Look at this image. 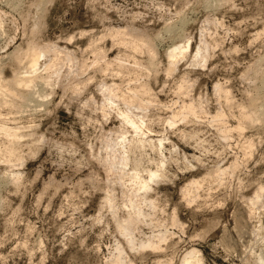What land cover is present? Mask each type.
<instances>
[{
  "label": "rangeland",
  "instance_id": "1",
  "mask_svg": "<svg viewBox=\"0 0 264 264\" xmlns=\"http://www.w3.org/2000/svg\"><path fill=\"white\" fill-rule=\"evenodd\" d=\"M186 258L264 264V0H0V264Z\"/></svg>",
  "mask_w": 264,
  "mask_h": 264
},
{
  "label": "bare ground",
  "instance_id": "2",
  "mask_svg": "<svg viewBox=\"0 0 264 264\" xmlns=\"http://www.w3.org/2000/svg\"><path fill=\"white\" fill-rule=\"evenodd\" d=\"M185 55H186V52L180 48H174L168 53V57H169L170 62H171L170 63V65H171L170 71L171 72L174 70L175 65L178 64L185 57ZM37 68H38V61H33V64L31 66V71L35 72L37 70ZM26 84H27V82L24 79L18 80L19 86H24ZM152 177L154 178L155 176L153 175ZM145 188H146V186H144V189ZM253 252L255 253V250ZM254 255H258V253L254 254ZM191 259L192 258H186L185 263L188 264L191 261Z\"/></svg>",
  "mask_w": 264,
  "mask_h": 264
}]
</instances>
